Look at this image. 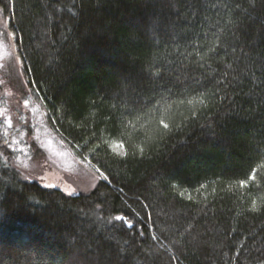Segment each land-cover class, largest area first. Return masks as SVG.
<instances>
[{"label": "trees", "instance_id": "16d2710c", "mask_svg": "<svg viewBox=\"0 0 264 264\" xmlns=\"http://www.w3.org/2000/svg\"><path fill=\"white\" fill-rule=\"evenodd\" d=\"M0 17L101 175L87 194L0 176V264H264V0H0Z\"/></svg>", "mask_w": 264, "mask_h": 264}, {"label": "rangeland", "instance_id": "374dc122", "mask_svg": "<svg viewBox=\"0 0 264 264\" xmlns=\"http://www.w3.org/2000/svg\"><path fill=\"white\" fill-rule=\"evenodd\" d=\"M10 175L68 194H87L101 178L48 122L39 93L25 83L7 22L0 17V176Z\"/></svg>", "mask_w": 264, "mask_h": 264}, {"label": "snow or ice", "instance_id": "6c2138e0", "mask_svg": "<svg viewBox=\"0 0 264 264\" xmlns=\"http://www.w3.org/2000/svg\"><path fill=\"white\" fill-rule=\"evenodd\" d=\"M209 51H214V49H209ZM202 58H203V57H202ZM218 83H220V82L218 81ZM189 103H192V101H189ZM192 115L195 116L196 113L193 112ZM160 124L163 126L164 129H168V128H169V124H168V123H165L164 120H161V121H160ZM141 151H142V149H141ZM253 171H255V170H253ZM253 178H254V177H251V176L249 177V179H253ZM245 184H246V181H243V180L240 181V185H241V187H244ZM201 187H203V185H202ZM256 207H257V206H256V202L253 201V204H252V210L255 211V210H256ZM116 219H121V217H116Z\"/></svg>", "mask_w": 264, "mask_h": 264}]
</instances>
